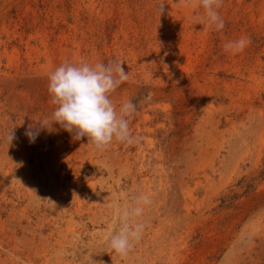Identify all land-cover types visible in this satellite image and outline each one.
<instances>
[{"label":"rangeland","instance_id":"obj_1","mask_svg":"<svg viewBox=\"0 0 264 264\" xmlns=\"http://www.w3.org/2000/svg\"><path fill=\"white\" fill-rule=\"evenodd\" d=\"M218 12L222 31L199 0H0V264H264V0ZM81 60L123 62L132 143L25 135L56 107L48 73Z\"/></svg>","mask_w":264,"mask_h":264},{"label":"clouds","instance_id":"obj_2","mask_svg":"<svg viewBox=\"0 0 264 264\" xmlns=\"http://www.w3.org/2000/svg\"><path fill=\"white\" fill-rule=\"evenodd\" d=\"M206 17L204 28L213 27L222 31L224 20L218 12L221 0H199ZM163 6L160 7V13ZM246 37L226 40L223 48L233 54L241 52L247 45ZM122 61L97 62L90 64L84 60L78 63L62 62L48 73V93L51 103L56 105L50 117L30 123L25 135L33 142L41 129H48L49 121L65 131L74 133V139L87 137L88 144L97 149L105 148L113 140L132 143L135 137L129 128L128 117L136 110L131 101H123L119 107L111 94L129 78V72L122 68ZM31 120V119H30ZM32 121V120H31ZM52 126V130H53ZM51 130V131H52ZM13 132L10 134L12 140ZM136 206L122 214L118 230L111 236L109 246L115 253L125 255L134 240L139 239L143 225L134 223L132 217L143 212L142 204H147L146 194L138 195ZM103 264V262H100Z\"/></svg>","mask_w":264,"mask_h":264}]
</instances>
